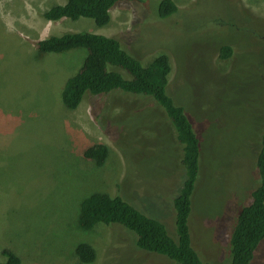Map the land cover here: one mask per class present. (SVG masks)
<instances>
[{
    "label": "rangeland",
    "instance_id": "rangeland-1",
    "mask_svg": "<svg viewBox=\"0 0 264 264\" xmlns=\"http://www.w3.org/2000/svg\"><path fill=\"white\" fill-rule=\"evenodd\" d=\"M161 1L121 2L100 28L87 18L43 17L66 0H0V263L7 249L23 264H82L75 250L88 243L96 249L92 264H179L137 250L120 225L79 228L83 200L105 193L160 219L176 237L173 202L185 176L174 128L153 99L114 91L89 94L73 110L62 103L63 80L87 51L43 53L37 43L90 32L117 38L145 65L170 57L169 94L202 142L192 243L207 264H230L237 216L261 184L264 0H174L172 19L159 18ZM249 21L248 30L231 27ZM225 44L234 49L228 60L220 58ZM99 144L111 150L101 166L84 157ZM251 264H264V240Z\"/></svg>",
    "mask_w": 264,
    "mask_h": 264
},
{
    "label": "trees",
    "instance_id": "trees-1",
    "mask_svg": "<svg viewBox=\"0 0 264 264\" xmlns=\"http://www.w3.org/2000/svg\"><path fill=\"white\" fill-rule=\"evenodd\" d=\"M121 2L142 0H66L64 4L50 7L43 13V17L49 21L87 18L103 28L112 22L111 12ZM178 12L174 0H162L159 4L158 16L161 19L169 16L168 19H172ZM250 24H253L252 21H249L246 28L235 24L231 27L242 31L248 30ZM37 47L40 52L50 54H63L78 49L87 51L80 69L63 80L61 98L67 109H76L88 94L97 96L122 91L149 97L166 113L182 148L185 176L173 202L176 237L170 234L167 225L160 219L148 215L121 195L113 197L105 193H95L83 200L79 228L89 231L99 223L117 224L136 237L137 250L160 254L179 264H207L192 243L189 225L193 212L192 197L200 170L202 142L185 108L177 104L169 94L172 72L169 56L158 55L145 65L125 49L117 38L90 32H66L60 36H51L39 41ZM233 54L231 44L220 47L221 59L228 60ZM118 69L125 71L129 77H125ZM110 152L107 145L99 144L88 148L84 157L101 166L105 164ZM257 168L261 184L252 192V202L242 208L237 216L230 239V264H251L264 240V128L260 136ZM75 254L82 264H92L96 260V249L88 243L78 244ZM3 255L7 260L0 264H23L13 251L5 249Z\"/></svg>",
    "mask_w": 264,
    "mask_h": 264
},
{
    "label": "clouds",
    "instance_id": "clouds-1",
    "mask_svg": "<svg viewBox=\"0 0 264 264\" xmlns=\"http://www.w3.org/2000/svg\"><path fill=\"white\" fill-rule=\"evenodd\" d=\"M169 58H170V57H169ZM170 62H171V61H170ZM171 65H172V64H171ZM172 68H173V67H172ZM171 73H172V72H171ZM170 75H171V74H170ZM169 80H170V78H169ZM88 95H89V94H88ZM90 95H91V94H90ZM86 96H87V95H86ZM86 96H85V97H86ZM84 99H85V98H84ZM84 99H83V100H84ZM62 103H63V102H62ZM80 104H81V103H80ZM64 106H65V105H64ZM68 110H70V109H68Z\"/></svg>",
    "mask_w": 264,
    "mask_h": 264
}]
</instances>
